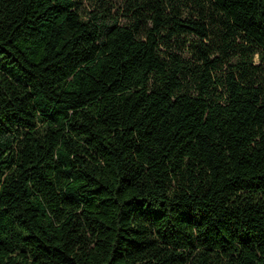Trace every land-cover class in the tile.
Wrapping results in <instances>:
<instances>
[{
	"label": "trees",
	"instance_id": "1",
	"mask_svg": "<svg viewBox=\"0 0 264 264\" xmlns=\"http://www.w3.org/2000/svg\"><path fill=\"white\" fill-rule=\"evenodd\" d=\"M0 0V264H264V0Z\"/></svg>",
	"mask_w": 264,
	"mask_h": 264
},
{
	"label": "rangeland",
	"instance_id": "2",
	"mask_svg": "<svg viewBox=\"0 0 264 264\" xmlns=\"http://www.w3.org/2000/svg\"><path fill=\"white\" fill-rule=\"evenodd\" d=\"M121 1L122 0H114V2H115V4H116V6H119V5H121L122 3H121Z\"/></svg>",
	"mask_w": 264,
	"mask_h": 264
}]
</instances>
